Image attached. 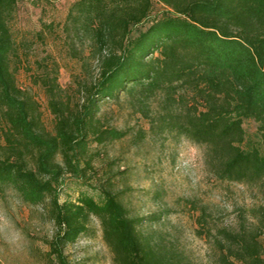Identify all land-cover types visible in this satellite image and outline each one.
I'll return each instance as SVG.
<instances>
[{
  "label": "trees",
  "instance_id": "obj_1",
  "mask_svg": "<svg viewBox=\"0 0 264 264\" xmlns=\"http://www.w3.org/2000/svg\"><path fill=\"white\" fill-rule=\"evenodd\" d=\"M168 6L151 17L153 0H77L69 11L75 30L87 36L99 74L76 110L53 98L56 133L41 126L38 102L17 83L10 19L19 0H0V192L14 188L30 205L49 201L58 229L49 254L68 264L64 246L100 220L114 264H195L165 236L141 230L162 216H132L120 195L82 193L60 201L67 170L85 174L80 156L90 132L99 143L122 139L127 130L99 126L102 103L122 95L140 100L163 95L158 129L185 135L208 148V162L221 180L259 185L264 192V0H160ZM55 95L58 79L46 81ZM258 122L256 137L245 120ZM62 155L63 162L58 161ZM256 222L223 228L216 264H264V202Z\"/></svg>",
  "mask_w": 264,
  "mask_h": 264
},
{
  "label": "rangeland",
  "instance_id": "obj_2",
  "mask_svg": "<svg viewBox=\"0 0 264 264\" xmlns=\"http://www.w3.org/2000/svg\"><path fill=\"white\" fill-rule=\"evenodd\" d=\"M75 1L19 0L10 19L15 44L11 65L20 88L38 102L46 133L57 130L52 99L65 112L76 110L99 74L87 36L69 19ZM168 9L153 0L151 17ZM54 77L58 88L51 96L45 80ZM162 104L160 93L143 100L122 95L103 102L97 124L129 134L99 143L91 131L87 152L80 156L85 174L67 170L59 186L60 201H76L82 193L99 198L103 188H110L132 216H162L142 225L146 234L174 241L195 264H216L220 230L252 226L253 209L264 202V192L259 185L219 179L205 145L173 131L161 132L157 119ZM4 126L0 115V135ZM258 126L254 119L245 120L249 138L257 136ZM58 161L64 163L62 155ZM49 207V201L26 203L10 186L0 192V264H62L49 254L58 231ZM89 226L76 242L64 246L68 264H114L100 220L93 217Z\"/></svg>",
  "mask_w": 264,
  "mask_h": 264
}]
</instances>
